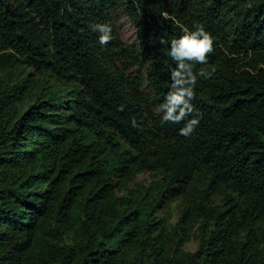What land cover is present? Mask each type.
<instances>
[{"label": "trees", "instance_id": "trees-1", "mask_svg": "<svg viewBox=\"0 0 264 264\" xmlns=\"http://www.w3.org/2000/svg\"><path fill=\"white\" fill-rule=\"evenodd\" d=\"M197 24L182 136L166 53ZM0 264H264V0H0Z\"/></svg>", "mask_w": 264, "mask_h": 264}, {"label": "clouds", "instance_id": "clouds-1", "mask_svg": "<svg viewBox=\"0 0 264 264\" xmlns=\"http://www.w3.org/2000/svg\"><path fill=\"white\" fill-rule=\"evenodd\" d=\"M90 27L98 34L100 45H106L115 38L113 28L107 22L96 23ZM213 40L214 38L204 26L197 24L192 29L184 28L182 35L169 42L170 47L166 54L175 63V68L171 70L172 83L169 85V92L160 105L163 112L161 121L172 124H180L184 121L183 127L179 128L182 136L191 135L199 124L198 116L189 118L196 111L191 101L194 97L197 79L200 76L208 78L216 69L209 66L208 71L205 69L194 71V68L197 64H208V54L213 51ZM164 42L161 41V43Z\"/></svg>", "mask_w": 264, "mask_h": 264}, {"label": "rangeland", "instance_id": "rangeland-1", "mask_svg": "<svg viewBox=\"0 0 264 264\" xmlns=\"http://www.w3.org/2000/svg\"><path fill=\"white\" fill-rule=\"evenodd\" d=\"M114 23L116 25L118 35L125 43H132L136 40V30L130 19L123 11H118L114 14ZM128 72V71H127ZM149 179L147 173L139 174L137 176L138 181L146 183ZM177 220V212L173 209V217L171 218V224H174ZM199 239L197 232H194L191 239L183 244V249L187 251H194L198 247Z\"/></svg>", "mask_w": 264, "mask_h": 264}]
</instances>
